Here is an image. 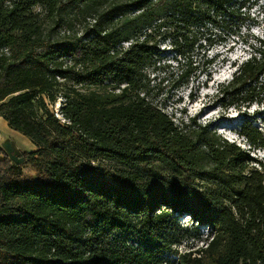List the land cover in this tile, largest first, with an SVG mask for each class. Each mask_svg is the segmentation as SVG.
Returning <instances> with one entry per match:
<instances>
[{
    "label": "trees",
    "instance_id": "16d2710c",
    "mask_svg": "<svg viewBox=\"0 0 264 264\" xmlns=\"http://www.w3.org/2000/svg\"><path fill=\"white\" fill-rule=\"evenodd\" d=\"M249 1L0 0V117L37 147L24 165L41 177L26 181L0 148V264H264V162L252 156L264 132L245 121L242 149L195 119L176 125L145 76L162 39L179 89L210 77L205 45L241 38L247 59L217 96L264 105V35L240 36ZM59 95L64 124L45 101ZM73 147L120 169L104 177ZM149 163L173 179L143 174ZM182 217L206 231L185 253Z\"/></svg>",
    "mask_w": 264,
    "mask_h": 264
},
{
    "label": "rangeland",
    "instance_id": "374dc122",
    "mask_svg": "<svg viewBox=\"0 0 264 264\" xmlns=\"http://www.w3.org/2000/svg\"><path fill=\"white\" fill-rule=\"evenodd\" d=\"M244 12L247 19L240 31V36L243 38L246 35L258 37L264 35V0H250ZM231 41L234 43L216 45L210 49L204 46L205 57L214 59L209 69L210 77L204 76L199 83L191 82L179 89H174L179 58L172 50L169 39H162L157 45V56L145 69V76L150 84L149 100L160 107L176 125L180 121L187 122L192 118L199 124L208 125L223 139L235 143L242 149H250L246 140L240 136L241 126L248 120L252 127H257L259 131L264 132V105L233 107L228 106L217 96L219 86L230 81L236 66L247 59L241 38L235 37ZM203 54L204 52L201 51V55ZM45 101L54 117L64 124L65 121L59 111L63 101L62 97L59 95L54 103ZM73 135L76 139L78 138L75 132ZM7 143L12 145L19 157L37 151V147L26 137L11 130L5 120L0 117V148L6 154L4 146ZM73 151L74 159L78 163L100 168V173L104 177L114 175L120 169L117 164L109 161L88 162L80 149L73 147ZM252 153V156L264 162V151H253ZM154 166L157 165L149 163L144 166L143 174L149 175L157 171L165 180L173 179L170 171L155 169ZM22 174L23 178L29 182H39L41 178L30 165H22ZM178 227L180 229L175 230L174 234L179 240L180 252L195 250L206 243V231L191 227L187 218H180ZM166 260L168 264H176V257H168Z\"/></svg>",
    "mask_w": 264,
    "mask_h": 264
},
{
    "label": "water",
    "instance_id": "95a60500",
    "mask_svg": "<svg viewBox=\"0 0 264 264\" xmlns=\"http://www.w3.org/2000/svg\"><path fill=\"white\" fill-rule=\"evenodd\" d=\"M4 150L7 152L9 159L17 166H22L24 164L25 158L24 156L19 157L18 154L15 152V149L12 147L11 144L7 143L4 146Z\"/></svg>",
    "mask_w": 264,
    "mask_h": 264
}]
</instances>
